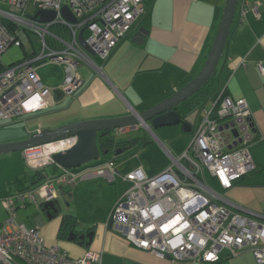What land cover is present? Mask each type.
I'll return each mask as SVG.
<instances>
[{
	"label": "crops",
	"instance_id": "obj_1",
	"mask_svg": "<svg viewBox=\"0 0 264 264\" xmlns=\"http://www.w3.org/2000/svg\"><path fill=\"white\" fill-rule=\"evenodd\" d=\"M225 2L146 0L145 16L141 21L133 22L104 62L100 64V60L92 56L100 65L101 73L91 66L81 65L87 71L79 67L82 84L74 92L65 93L59 89L61 93L57 95L55 90L61 80L51 88L45 107L0 120V143L21 140L37 130L78 120L124 116L131 110H144L169 96L202 68ZM242 5L243 0H237L213 74L199 91L178 105L180 112L187 117L189 131L182 129L181 122L151 129L136 124L123 132L114 129L110 137L115 141L138 138L129 144L114 142L107 148H101L97 140L99 157L70 169L53 160L34 168L27 164L22 151L1 152L0 198L53 179L55 199L60 202V210L53 213L42 208V198L38 195L37 205L28 203L17 207L21 210H16L25 216L22 223L27 227H37L46 244L57 245L72 257H79L86 250L99 252L100 264H256L253 254L246 249L231 257L222 250L219 260L212 262L156 256L128 242L120 230L121 226L105 220L113 202L131 185V181L122 175L138 167L148 177L162 171L168 164V158L161 145L172 154L179 155L200 123L204 109L214 105L224 94L247 101L254 127L248 151L255 167L264 169V74L259 73L255 66L257 61H264V0H260L256 15L250 10L243 15ZM48 64L62 65L47 63L42 66ZM103 150L106 152L102 153ZM108 160L114 162L115 177L112 181L101 175L75 177L64 182L54 180L67 170L80 173ZM221 192L228 200L251 211H259V199L264 198V183L234 182ZM65 214L74 216L75 223L58 236ZM69 230L77 233L75 239H67ZM88 232H91L90 238L85 235ZM80 234H84V238H79Z\"/></svg>",
	"mask_w": 264,
	"mask_h": 264
},
{
	"label": "built area",
	"instance_id": "obj_2",
	"mask_svg": "<svg viewBox=\"0 0 264 264\" xmlns=\"http://www.w3.org/2000/svg\"><path fill=\"white\" fill-rule=\"evenodd\" d=\"M145 2L0 0V120L35 112L47 105L46 97L52 89L42 84L36 72L42 64L63 65L64 75L58 89L65 93L81 86V65L101 73L100 65L79 42L80 29L83 28L87 45L98 58L105 59L144 13ZM259 3L260 0H243L241 13L250 10L256 15ZM64 5L75 22L64 17ZM38 10H52L54 15L41 21ZM12 43L29 47L24 49L23 58L5 64L2 54ZM255 66L264 74V61H257ZM250 113L244 98L221 95L218 102L204 109L200 123L179 155L161 145L168 158L162 171L148 177L138 167L122 175L131 185L108 209L106 222L121 226L123 236L134 246L171 260L212 262L219 260L222 250L231 257L246 249L257 264H264V208L251 211L228 200L221 192L256 168L248 151L253 140ZM126 128L116 131L123 132ZM74 141L75 136H68L25 148L22 154L29 166L38 168L51 162L54 152L64 150ZM93 175L114 180V162L108 160L80 173L67 170L54 180L64 182ZM38 195L42 201L55 197L53 179L0 198L6 213L0 220V264H100L99 252L86 250L81 256L72 257L57 245L46 244L37 227L15 221L17 207L37 205Z\"/></svg>",
	"mask_w": 264,
	"mask_h": 264
},
{
	"label": "water",
	"instance_id": "obj_3",
	"mask_svg": "<svg viewBox=\"0 0 264 264\" xmlns=\"http://www.w3.org/2000/svg\"><path fill=\"white\" fill-rule=\"evenodd\" d=\"M236 4L237 0H226L218 28L215 30V37L213 42H211L210 51L208 55H206L207 58L202 68L186 84L172 92L169 96L144 110H131L129 114L124 116L78 120L54 128L37 130L24 139L0 143V153L22 151L25 148L56 141L68 136H75V141L71 146L52 154V160L54 162L66 169H70L99 157L100 148L97 143V138L104 130L111 131L120 127L131 128L136 124H141L151 129L181 122L182 129L184 131H189L190 127L187 117L185 113L180 112L178 105L191 97L195 92L199 91L201 86L205 84L208 81L207 79L213 74L215 70L214 66H216L218 62L224 46V41L229 31L228 29L233 18ZM37 13L41 21H46L54 15L52 10H38ZM62 13L69 21H76L68 6L64 5L62 7ZM82 32L83 28L80 29L78 34L79 42L91 55H94L95 53L92 48L85 42ZM55 92L57 95L61 93L59 89H56ZM251 123L253 125V122ZM252 130H254V127ZM234 135H236V131H234ZM235 143L236 141L233 142L232 145H235ZM230 146L231 145L228 147L230 148ZM118 151L119 150H117V152ZM105 152V150L102 151V153ZM41 206L43 209L52 210L53 213H58L60 210V202L58 199H55V197L42 201ZM85 235L90 238L91 232ZM76 237L77 233L74 230H69L67 239H75ZM78 237L84 238V234H80ZM87 244L88 243H86V245Z\"/></svg>",
	"mask_w": 264,
	"mask_h": 264
},
{
	"label": "rangeland",
	"instance_id": "obj_4",
	"mask_svg": "<svg viewBox=\"0 0 264 264\" xmlns=\"http://www.w3.org/2000/svg\"><path fill=\"white\" fill-rule=\"evenodd\" d=\"M147 10V9H146ZM146 10L144 11L143 14H141L136 21H141L142 18L145 16ZM136 23V22H135ZM88 31L87 29L85 30V34H87ZM29 44H25L24 47L21 45H17V44H10L6 51L2 54V61L5 64H9L12 62H15L17 60H20L21 58H23L24 56V49H28ZM110 54V53H109ZM93 56V55H92ZM94 57L96 58V60H100V64L102 62H104V59L98 58L97 54H94ZM81 69L83 68V70L86 68L80 66ZM87 71V70H86ZM37 73L41 78V82L44 86L48 87V88H53L54 86L58 85L59 82H61V80L63 79V75H64V71H63V65H58L55 66L53 64H48V65H41V67L39 66L37 68ZM66 96V95H65ZM148 134L151 135V133L149 132ZM193 134H191L192 136ZM190 137V135H189ZM191 138V137H190ZM190 140V139H189ZM189 142V141H188ZM188 144V143H187ZM1 164V163H0ZM159 173V172H158ZM157 173V174H158ZM206 178L208 179V176H206ZM256 182H259V184H263L264 183V178L262 177H258L255 180ZM215 186V184H214ZM217 188V186L215 187ZM63 203V200H61V204ZM34 205V204H33ZM259 207L261 208V210L264 208V198H260L259 199V203H258ZM17 210H21V208H18ZM16 210V211H17ZM5 217V212L3 211V204L0 202V220H2ZM15 221L17 223H22L25 220V216L24 213H19V211H17L15 217H14ZM28 226V225H27ZM256 262V261H255ZM257 264V263H256Z\"/></svg>",
	"mask_w": 264,
	"mask_h": 264
},
{
	"label": "trees",
	"instance_id": "obj_5",
	"mask_svg": "<svg viewBox=\"0 0 264 264\" xmlns=\"http://www.w3.org/2000/svg\"><path fill=\"white\" fill-rule=\"evenodd\" d=\"M112 134L111 131H102L100 135L98 136L97 140L99 143V146L101 148H107L111 145H113L114 142H116L119 145L123 144H129L132 143L133 141L137 140L138 137L136 138H120L118 140H113L110 135ZM262 177L264 178V169L263 168H255L251 170L250 172L243 174L240 178L236 179L235 182H243L245 184H252L256 178ZM41 205V203H40ZM75 223V218L72 215L65 214L62 218L58 236H61L66 230L72 228V226Z\"/></svg>",
	"mask_w": 264,
	"mask_h": 264
}]
</instances>
